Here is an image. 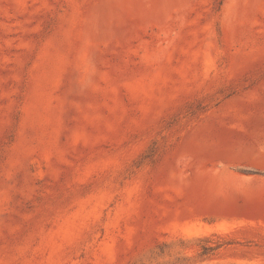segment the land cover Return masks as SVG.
Returning a JSON list of instances; mask_svg holds the SVG:
<instances>
[{
    "label": "rangeland",
    "instance_id": "obj_1",
    "mask_svg": "<svg viewBox=\"0 0 264 264\" xmlns=\"http://www.w3.org/2000/svg\"><path fill=\"white\" fill-rule=\"evenodd\" d=\"M0 264H264V0H0Z\"/></svg>",
    "mask_w": 264,
    "mask_h": 264
}]
</instances>
